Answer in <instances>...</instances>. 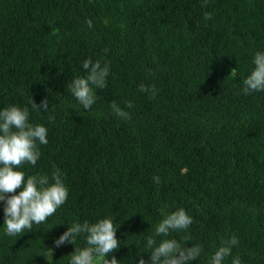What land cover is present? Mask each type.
Masks as SVG:
<instances>
[{
    "label": "trees",
    "instance_id": "trees-1",
    "mask_svg": "<svg viewBox=\"0 0 264 264\" xmlns=\"http://www.w3.org/2000/svg\"><path fill=\"white\" fill-rule=\"evenodd\" d=\"M203 2L0 0V110L28 106L29 122L48 129L37 164L18 170L50 182L59 170L69 193L22 236L5 235L0 201V264H48L46 249L53 264H69L84 235L75 245L54 241L75 222L104 218L121 245L107 258L139 264L141 255L149 260L145 238L163 219L160 209L174 212V204L208 224L182 234L192 241L184 246L203 245L190 264H210L233 235L239 244L223 264L236 256L264 264V91H242L264 52V0ZM87 59L110 65L90 110L68 89L86 75ZM141 84L155 85L157 96ZM46 97L48 111L32 109L31 99ZM113 102L130 119L116 116Z\"/></svg>",
    "mask_w": 264,
    "mask_h": 264
},
{
    "label": "clouds",
    "instance_id": "clouds-1",
    "mask_svg": "<svg viewBox=\"0 0 264 264\" xmlns=\"http://www.w3.org/2000/svg\"><path fill=\"white\" fill-rule=\"evenodd\" d=\"M201 6L207 7L208 0H204ZM204 19H213L212 13L205 12ZM86 23L92 27V20L89 19ZM253 63L254 69L243 81L244 95L264 91V52H257ZM83 69L86 75L76 77L68 85V89L84 110H90L96 103V90L107 88L110 65L105 63L102 66L100 61L93 62L87 59L83 62ZM139 90L149 93L153 99L158 94L155 85L149 88L141 84ZM31 103L34 110H49L47 97L40 104H36L32 99ZM133 106L131 101L126 104L127 108ZM111 108L116 116L130 119V113L121 109L115 102L111 104ZM29 118L28 106L23 108L10 106L0 110V201L5 202L4 225L5 235L8 236H22L26 229L28 232L31 231L34 224L44 223L66 202L69 194L59 170L52 173L51 182L47 175H30L25 179V173L18 170L25 163L32 166L37 164L41 156L37 142L48 144V129L43 125H33L29 122ZM153 179L157 184L161 182L159 176ZM18 189L20 191L17 194ZM160 212L163 219L156 225L153 235L145 238L146 247L151 249L149 260H145L141 255L139 264H190L196 261L204 251L203 245L193 244L188 247L176 239L166 238L172 232H187L193 223V217L184 208L171 213H165L162 208ZM117 229L111 218H104L96 223L75 222L54 241V244L57 248L67 243L75 245L76 238L84 235L86 246L75 247L74 252L68 256L69 264H122L115 255H112L111 259L107 258L121 246L116 236ZM157 237H161L158 244ZM183 240L191 241V236L185 235ZM238 244L239 240L235 235L224 240L222 246L211 257L210 264H223L225 258L232 255L233 247ZM53 251L46 249L45 257L48 264L50 262L53 264ZM231 264H241L240 257H233Z\"/></svg>",
    "mask_w": 264,
    "mask_h": 264
},
{
    "label": "rangeland",
    "instance_id": "rangeland-1",
    "mask_svg": "<svg viewBox=\"0 0 264 264\" xmlns=\"http://www.w3.org/2000/svg\"><path fill=\"white\" fill-rule=\"evenodd\" d=\"M11 106H12V105H11ZM13 106H17V104H14ZM174 205H175V209H173V211H174V210L176 211V210H178L179 208H183V206L179 207V206H177L176 204H174ZM190 205H191V207H192V206H196V205H198V203L195 202V201H193V200H191ZM185 210H186V209H185ZM186 211H187V210H186ZM192 213H194V212L191 210V213H190V214H192ZM191 216H192V215H191ZM192 217H193V216H192ZM193 224H195L196 227H197V226H200V224L208 225V224H207V221L205 220V218H203L202 220H200V219H196V218H194V217H193V223H192V225H191L190 227H192ZM183 233H184V231H181L180 233L172 232V233H170V235H169L167 238H169V237H171L172 239L176 238V239H177L180 243H182L183 245H184V243L192 242V241L185 242V241L183 240V236H182Z\"/></svg>",
    "mask_w": 264,
    "mask_h": 264
}]
</instances>
